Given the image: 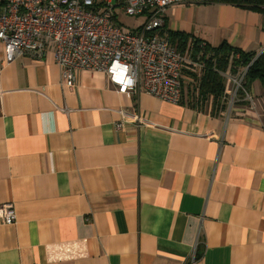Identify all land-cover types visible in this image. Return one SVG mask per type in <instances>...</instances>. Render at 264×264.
<instances>
[{"label": "crops", "instance_id": "obj_1", "mask_svg": "<svg viewBox=\"0 0 264 264\" xmlns=\"http://www.w3.org/2000/svg\"><path fill=\"white\" fill-rule=\"evenodd\" d=\"M177 32L264 50L262 14L219 0L167 7ZM201 73L170 103L102 71L67 88L51 51L6 62L0 44V264H264V85L228 111L231 85L202 101ZM119 111L146 123L116 130Z\"/></svg>", "mask_w": 264, "mask_h": 264}, {"label": "built area", "instance_id": "obj_2", "mask_svg": "<svg viewBox=\"0 0 264 264\" xmlns=\"http://www.w3.org/2000/svg\"><path fill=\"white\" fill-rule=\"evenodd\" d=\"M211 1L0 0V44L6 62L21 55L42 57L51 51L67 88L75 85L79 70L102 71L117 91L127 96L143 89L156 98L180 103L184 67L193 66L197 72L205 68L203 43L195 51L191 39L179 52L160 33L163 14L172 5ZM126 16H143L144 20L137 28H125L122 18ZM245 72H220L231 85L228 111L239 101L255 106V97L244 87ZM119 113L116 130L130 122L146 123L128 112ZM0 215L4 224L16 220L14 208L8 203L0 206Z\"/></svg>", "mask_w": 264, "mask_h": 264}, {"label": "trees", "instance_id": "obj_3", "mask_svg": "<svg viewBox=\"0 0 264 264\" xmlns=\"http://www.w3.org/2000/svg\"><path fill=\"white\" fill-rule=\"evenodd\" d=\"M238 7L253 10L262 14L264 19V0H219ZM169 40L176 45L179 52H183L186 45V36L181 33H172ZM201 43L196 40L195 45ZM202 57L205 68L199 78V95L201 100L207 99L212 95L213 105H219L220 98L224 90V80L220 72L228 70L231 74L246 69L244 76V87L249 90V85L258 79L264 85V50L257 55L256 53L245 52L239 48L233 47L226 41L218 46L203 44ZM196 55V53H195ZM186 73L189 71L186 70Z\"/></svg>", "mask_w": 264, "mask_h": 264}, {"label": "rangeland", "instance_id": "obj_4", "mask_svg": "<svg viewBox=\"0 0 264 264\" xmlns=\"http://www.w3.org/2000/svg\"><path fill=\"white\" fill-rule=\"evenodd\" d=\"M144 20L143 16L139 17H123L122 22L125 28H137Z\"/></svg>", "mask_w": 264, "mask_h": 264}]
</instances>
